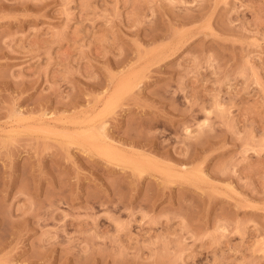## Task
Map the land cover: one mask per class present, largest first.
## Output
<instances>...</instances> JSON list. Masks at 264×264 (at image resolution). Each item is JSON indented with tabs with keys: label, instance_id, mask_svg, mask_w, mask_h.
<instances>
[{
	"label": "rangeland",
	"instance_id": "374dc122",
	"mask_svg": "<svg viewBox=\"0 0 264 264\" xmlns=\"http://www.w3.org/2000/svg\"><path fill=\"white\" fill-rule=\"evenodd\" d=\"M0 264H264V0H0Z\"/></svg>",
	"mask_w": 264,
	"mask_h": 264
}]
</instances>
